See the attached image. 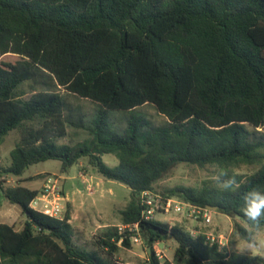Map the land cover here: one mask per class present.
I'll return each mask as SVG.
<instances>
[{"label": "trees", "instance_id": "obj_1", "mask_svg": "<svg viewBox=\"0 0 264 264\" xmlns=\"http://www.w3.org/2000/svg\"><path fill=\"white\" fill-rule=\"evenodd\" d=\"M17 56L14 62L2 57ZM29 83L34 93L20 97ZM96 105L91 119L66 96ZM152 105L167 121L154 126L136 108ZM128 112L119 132L109 112ZM68 128L88 137L59 144ZM19 132L10 164L0 177H21L29 167L61 162L60 171L86 159L103 179L130 189L121 225H137L151 252L167 238L177 247L174 264H264V257L226 254L205 234L143 220L142 192L179 163L219 164L240 182L222 192L210 180L199 188L164 192L200 208L216 207L246 222L247 191H264V0H0V146ZM103 155L118 164L108 166ZM257 166L249 175L230 170ZM26 217L22 228L0 223V264H123L137 231L107 227L94 249L74 242L70 207L63 218L30 208L39 194L21 185L0 188ZM250 230L237 224L239 237Z\"/></svg>", "mask_w": 264, "mask_h": 264}, {"label": "rangeland", "instance_id": "obj_2", "mask_svg": "<svg viewBox=\"0 0 264 264\" xmlns=\"http://www.w3.org/2000/svg\"><path fill=\"white\" fill-rule=\"evenodd\" d=\"M17 59V56L12 54L2 57V60L10 62ZM18 93L21 98L28 99L34 91L29 83H24ZM66 99L76 113L84 115L86 122L91 119L96 109L94 103L74 95H67ZM134 113L144 116L154 126L164 124L167 121L163 115L149 104L136 108ZM109 117L114 128L121 132L126 126L128 112L110 111ZM19 136L18 131L10 132L0 146V166L2 168L10 164L9 153L18 142ZM87 137L86 131L68 128L67 136L59 139L57 143L73 145ZM101 158L108 166L113 167L118 164L113 155H103ZM60 168V161L48 160L29 167L21 177H0V188L21 185L40 192L48 180H55L57 187L65 196V202L70 207L71 214L73 215L75 210H78L70 221L74 230V242L81 248L93 250L95 237L107 227L121 225L120 212L130 200V189L120 183L103 179L88 165L86 159H81L67 173H62ZM256 169H258L257 166L242 165L230 171L239 175H249ZM212 171L213 166L201 168L179 163L154 185L153 191L165 195L166 190L176 186L199 188L205 181H209V175ZM208 210L211 216L209 224L204 223L201 218L196 219L174 212L156 213L154 220L170 226H179L194 235L205 234L210 239L221 242L223 252L234 254V242L239 237L235 233L236 225L239 224L247 230H250V227L239 219L226 216L211 208H208ZM86 213L87 216H83ZM25 219L26 217L20 207L6 201L0 191V222L12 224L13 227L18 228L22 227ZM225 241L228 243L225 244ZM154 246L163 255L160 259L162 263L174 264L173 257L177 244L173 239L167 238L164 241L157 242ZM150 252L147 244L141 238L140 243L131 242L130 248H120L116 258L123 264H149L148 254ZM258 256L264 257V250Z\"/></svg>", "mask_w": 264, "mask_h": 264}, {"label": "built area", "instance_id": "obj_3", "mask_svg": "<svg viewBox=\"0 0 264 264\" xmlns=\"http://www.w3.org/2000/svg\"><path fill=\"white\" fill-rule=\"evenodd\" d=\"M140 203L143 206L141 217L143 220H154L156 213L166 214L168 212H174L176 214L187 215L196 219L201 218L204 223L209 224L211 222L210 211L208 208H200L190 203L178 200L175 197H169L155 193L153 190L142 192L140 195ZM30 208L36 212L42 213L49 217L63 218L66 212L65 196L61 190L57 187L56 181L48 180L39 194L31 201ZM120 232L127 229L129 231H137L130 237V242L140 243L141 237L138 234L137 225H119ZM194 236V234L191 233ZM212 241H215L211 239ZM220 248L222 243L217 242ZM156 244V243H155ZM154 244V245H155ZM149 250H151L149 248ZM155 257L162 259V253L153 248ZM172 264V263H170Z\"/></svg>", "mask_w": 264, "mask_h": 264}, {"label": "clouds", "instance_id": "obj_4", "mask_svg": "<svg viewBox=\"0 0 264 264\" xmlns=\"http://www.w3.org/2000/svg\"><path fill=\"white\" fill-rule=\"evenodd\" d=\"M209 180L222 192H236L241 187L236 176L229 175L228 170L219 164L213 166ZM243 201L241 212L250 225V231L237 238L233 251L238 257H256L264 250V191L255 188L247 191Z\"/></svg>", "mask_w": 264, "mask_h": 264}, {"label": "crops", "instance_id": "obj_5", "mask_svg": "<svg viewBox=\"0 0 264 264\" xmlns=\"http://www.w3.org/2000/svg\"><path fill=\"white\" fill-rule=\"evenodd\" d=\"M25 187V186H24ZM27 188V187H26ZM30 189V188H29ZM31 190H34V189H31ZM65 204H66V202H65ZM66 210H67V204H66ZM77 211L78 210H75V213L72 215L71 214V218H74V215L77 213ZM83 216H87V213L86 214H83ZM26 221V219L24 220V222ZM70 221H71V219H70ZM24 222H23V224H24ZM0 223H3V224H8V223H4V222H0ZM8 225H11V226H13L12 224H8ZM23 226V225H22ZM15 228V227H14ZM22 227H18V228H15L16 230H20Z\"/></svg>", "mask_w": 264, "mask_h": 264}, {"label": "water", "instance_id": "obj_6", "mask_svg": "<svg viewBox=\"0 0 264 264\" xmlns=\"http://www.w3.org/2000/svg\"><path fill=\"white\" fill-rule=\"evenodd\" d=\"M208 208H211V209H213V210H216V207H208ZM149 251H151V250H149Z\"/></svg>", "mask_w": 264, "mask_h": 264}]
</instances>
